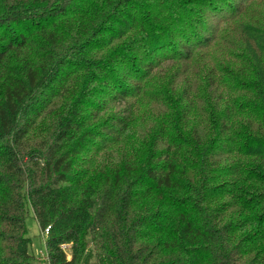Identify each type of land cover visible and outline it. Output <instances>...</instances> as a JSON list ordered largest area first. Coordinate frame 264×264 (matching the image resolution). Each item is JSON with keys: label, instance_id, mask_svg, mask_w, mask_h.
<instances>
[{"label": "trees", "instance_id": "16d2710c", "mask_svg": "<svg viewBox=\"0 0 264 264\" xmlns=\"http://www.w3.org/2000/svg\"><path fill=\"white\" fill-rule=\"evenodd\" d=\"M0 264H264V0H0Z\"/></svg>", "mask_w": 264, "mask_h": 264}, {"label": "rangeland", "instance_id": "374dc122", "mask_svg": "<svg viewBox=\"0 0 264 264\" xmlns=\"http://www.w3.org/2000/svg\"><path fill=\"white\" fill-rule=\"evenodd\" d=\"M260 10H263V8H260V4L255 5ZM230 25L227 24L226 28L230 30ZM232 30V29H231ZM200 58V57H199ZM222 64L224 67L229 68L233 65H236L237 60L230 59L227 57V55L222 51L221 48H217L210 54H208V57L201 59V66L203 64H214L217 62ZM192 75L189 76L190 80L192 82H197L196 79V71H197V65L194 66ZM139 111L137 112V118L134 122V128L131 131L129 137L125 138L120 145H117L115 150L110 152L107 156L108 160H112V158H115L119 152H123L125 150H129L131 145L134 143H139L142 137H147L150 141L151 136L153 133L157 132V129L161 126V121L163 118L167 117V114L165 113V109L157 104H155L152 101L144 100L141 101L138 104ZM166 116V117H165ZM247 115H237L235 120L236 121H247ZM198 119V124L201 123V118ZM207 124V123H206ZM150 136V137H149ZM255 169V168H252ZM227 199H229L227 197ZM26 227H27V237L31 240V246L30 251L35 255V257L40 259H45L47 255L46 251V244H45V237L42 234V231L39 227L38 221L36 220L33 213H30V215L26 219Z\"/></svg>", "mask_w": 264, "mask_h": 264}, {"label": "built area", "instance_id": "2783aa9c", "mask_svg": "<svg viewBox=\"0 0 264 264\" xmlns=\"http://www.w3.org/2000/svg\"><path fill=\"white\" fill-rule=\"evenodd\" d=\"M48 231H49V227H47L46 229H44L43 232H42L43 236L47 235Z\"/></svg>", "mask_w": 264, "mask_h": 264}]
</instances>
